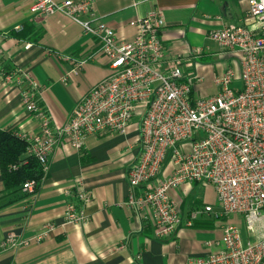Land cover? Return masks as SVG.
<instances>
[{
  "label": "built area",
  "instance_id": "obj_1",
  "mask_svg": "<svg viewBox=\"0 0 264 264\" xmlns=\"http://www.w3.org/2000/svg\"><path fill=\"white\" fill-rule=\"evenodd\" d=\"M25 1L33 15L60 13L80 25L97 40L110 70L61 127L52 124L50 113L37 101L38 84L28 73L2 72L5 81L19 87L26 112L38 120L36 132L17 134L26 142V154L44 171L61 139L81 150L91 136L124 134L139 113L140 152L128 169L129 188L121 206L146 212L155 238H168L181 223L169 191L192 182L210 185L217 210L205 206L203 211L213 219L224 218L221 235L206 241L209 251L188 258V264H264V0H247V22L209 30L208 38L221 52L238 54L239 73L229 66L215 79L216 93L206 97L192 90L200 79L184 74L190 60L165 54L160 34L166 23L159 9L131 20L134 37L119 40L95 14L92 0ZM52 54L69 64L67 74H76L87 62L86 57ZM166 160L172 167L168 174L163 173ZM35 186L28 180L22 190L33 193ZM91 197L78 183L59 224L46 222L28 236L10 232L0 239V253L38 244L57 226L86 223L84 209ZM198 214L191 213L185 224L192 226Z\"/></svg>",
  "mask_w": 264,
  "mask_h": 264
},
{
  "label": "crops",
  "instance_id": "obj_2",
  "mask_svg": "<svg viewBox=\"0 0 264 264\" xmlns=\"http://www.w3.org/2000/svg\"><path fill=\"white\" fill-rule=\"evenodd\" d=\"M92 1L95 14L119 40L134 37L131 20L159 9L166 23L160 34L164 52L190 60L191 66L183 71L200 79L192 85L194 95L200 97L216 93L215 79L226 70L214 73L201 62L220 51L208 38L209 30L248 21L247 0ZM98 49L97 40L63 14L39 17L29 12L25 0H0V130L16 134L38 130V120L26 112L19 87L5 81L2 72L28 73L38 84L37 101L50 113L52 124L61 127L76 103L110 73L109 61ZM52 52L86 57L87 62L76 74H67L69 64L58 61ZM220 55L234 58L235 63L238 59V54ZM139 123L135 113L124 134L91 136L81 150L61 139L33 193L8 191L0 174V239L10 232L31 235L46 222L59 224L78 183L92 194L84 209L86 223L57 226L38 244L3 251L0 264H188V258L209 251L205 242L218 239L224 223V218L213 219L203 211L205 206L217 210L210 185L192 182L169 191L181 223L168 238H155V226L146 212L121 206L129 188L128 169L140 152ZM163 168L164 174L171 172L168 160ZM196 211L200 214L187 226L185 220Z\"/></svg>",
  "mask_w": 264,
  "mask_h": 264
},
{
  "label": "trees",
  "instance_id": "obj_3",
  "mask_svg": "<svg viewBox=\"0 0 264 264\" xmlns=\"http://www.w3.org/2000/svg\"><path fill=\"white\" fill-rule=\"evenodd\" d=\"M25 149L26 142L16 133L0 130V174L8 191L21 190L28 180H33L36 188L44 175L40 164Z\"/></svg>",
  "mask_w": 264,
  "mask_h": 264
},
{
  "label": "rangeland",
  "instance_id": "obj_4",
  "mask_svg": "<svg viewBox=\"0 0 264 264\" xmlns=\"http://www.w3.org/2000/svg\"><path fill=\"white\" fill-rule=\"evenodd\" d=\"M220 52L221 51H219L218 53L211 54L207 58L203 59L201 62H203V64H207L209 66V70L214 72V73H215V71H217V72L220 71L221 72L225 68L227 69L229 66H231L235 70L236 74H238L239 73V60L237 59L236 63L234 62L235 61L234 58L233 59L232 58L229 59V57H228L227 60H226V59L223 58V56L220 55ZM208 80L211 81V78L209 77ZM211 84H212V82H211ZM211 86H212L211 88H213V85H211ZM169 153L170 152H168V154ZM242 232H243V235H244L243 227H242Z\"/></svg>",
  "mask_w": 264,
  "mask_h": 264
}]
</instances>
